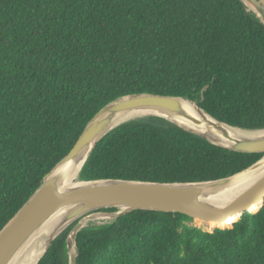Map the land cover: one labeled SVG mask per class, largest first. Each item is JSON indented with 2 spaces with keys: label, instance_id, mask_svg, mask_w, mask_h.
<instances>
[{
  "label": "trees",
  "instance_id": "trees-1",
  "mask_svg": "<svg viewBox=\"0 0 264 264\" xmlns=\"http://www.w3.org/2000/svg\"><path fill=\"white\" fill-rule=\"evenodd\" d=\"M141 93L188 97L222 123L264 130V25L241 0H0V232L103 107ZM262 157L145 117L107 134L79 180L209 182ZM193 222L134 211L84 228L77 264H264V206L232 228ZM75 225L38 264H69Z\"/></svg>",
  "mask_w": 264,
  "mask_h": 264
},
{
  "label": "water",
  "instance_id": "water-1",
  "mask_svg": "<svg viewBox=\"0 0 264 264\" xmlns=\"http://www.w3.org/2000/svg\"><path fill=\"white\" fill-rule=\"evenodd\" d=\"M241 1L248 12L253 13L264 25V0ZM132 112L157 114L149 113L123 120ZM145 117L163 118L218 147L238 153L263 154V157L249 168L216 181L167 184L96 180L79 181L71 188L62 187L59 174L63 166L85 156L84 166L107 134L127 122ZM230 130L264 132L243 130L222 123L188 97L141 93L115 99L91 119L70 153L44 177L37 191L2 229L0 264H8L16 251L56 216H63L62 223L66 224V228L54 236L36 264L53 241L74 223L76 225L67 238V247L69 264H77V234L85 228L84 221L99 217H112L114 222L134 211H151L180 213L193 221L207 224L231 222L235 217H238V222L245 212H259L264 206V135L237 139ZM110 208L116 211H103ZM252 209L258 210L252 212Z\"/></svg>",
  "mask_w": 264,
  "mask_h": 264
},
{
  "label": "bare ground",
  "instance_id": "bare-ground-1",
  "mask_svg": "<svg viewBox=\"0 0 264 264\" xmlns=\"http://www.w3.org/2000/svg\"><path fill=\"white\" fill-rule=\"evenodd\" d=\"M192 109H194L193 106H192ZM149 113L157 114V112H139V113L132 112L129 115H127L128 117L127 116L124 117L123 120L133 119L137 116L146 115ZM230 132L232 133L233 137L237 139L254 138L260 135H264V132H244L241 130H230ZM84 161H85V156H82L78 160L69 162L67 165L62 167L59 177H60L61 185L63 188H71L77 185V183L79 182L78 181L79 173L84 164ZM257 210L258 209H252V212H257ZM62 217L63 216H56L51 221H49L47 225H45L38 232L33 234L19 248V250L16 251V253L10 259L8 264H36L38 260L41 258V256L43 255V253L45 252L48 244L54 238V236L66 228V224L62 223ZM237 220H238V217H235L232 219L231 222H227V221L211 222V223H207V225L209 226L213 225V227L217 225H226V226H229L226 228H230L232 226V223L236 222ZM199 224L203 225L204 223L199 222ZM99 226L101 225H96V226L88 227V228H94V227H99ZM86 227L87 226L85 225V228ZM214 228H222V227H214Z\"/></svg>",
  "mask_w": 264,
  "mask_h": 264
},
{
  "label": "rangeland",
  "instance_id": "rangeland-1",
  "mask_svg": "<svg viewBox=\"0 0 264 264\" xmlns=\"http://www.w3.org/2000/svg\"><path fill=\"white\" fill-rule=\"evenodd\" d=\"M78 181H80L79 178H78ZM112 222H113V218H111V217H108V218L99 217L97 219L90 220V221L86 222L85 225L87 226L86 228H88V227H93V226H96V225L103 226V225L110 224ZM193 225H195V226H197V227H199V228H201V229H203L205 231H208V232H212L215 229L213 227V225L212 226H209L207 224L201 225V224H199V222H196V221L193 222Z\"/></svg>",
  "mask_w": 264,
  "mask_h": 264
}]
</instances>
